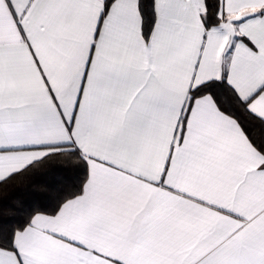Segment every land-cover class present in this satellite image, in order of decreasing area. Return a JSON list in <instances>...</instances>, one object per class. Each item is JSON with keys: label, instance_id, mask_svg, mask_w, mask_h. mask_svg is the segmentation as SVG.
<instances>
[{"label": "snow or ice", "instance_id": "6c2138e0", "mask_svg": "<svg viewBox=\"0 0 264 264\" xmlns=\"http://www.w3.org/2000/svg\"><path fill=\"white\" fill-rule=\"evenodd\" d=\"M0 264H264V0H0Z\"/></svg>", "mask_w": 264, "mask_h": 264}]
</instances>
